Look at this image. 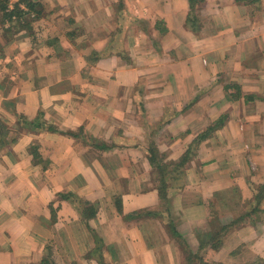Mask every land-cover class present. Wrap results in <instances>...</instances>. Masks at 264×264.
I'll list each match as a JSON object with an SVG mask.
<instances>
[{
  "label": "crops",
  "instance_id": "1",
  "mask_svg": "<svg viewBox=\"0 0 264 264\" xmlns=\"http://www.w3.org/2000/svg\"><path fill=\"white\" fill-rule=\"evenodd\" d=\"M30 1L0 0V264H264V0Z\"/></svg>",
  "mask_w": 264,
  "mask_h": 264
},
{
  "label": "trees",
  "instance_id": "2",
  "mask_svg": "<svg viewBox=\"0 0 264 264\" xmlns=\"http://www.w3.org/2000/svg\"><path fill=\"white\" fill-rule=\"evenodd\" d=\"M204 0H190L191 4H192V8L195 7L196 3H200L203 2ZM5 4L3 5L4 8V13L5 16L8 17L9 19L13 18V17H20V18H24L25 16H27L30 12H33V14L36 16V18H39V15L43 13V9L42 6L38 3L33 4L30 0H19L18 5L15 7V9L11 12H6V2L7 0H4ZM20 4H24V6H26L28 8V11H24L23 9L20 8ZM152 154V163L155 164L156 162L158 164V170L160 172H163V167L160 164L161 160L159 159V154L157 153L156 150H152L151 151ZM165 188V187H163ZM236 222L239 221L238 219L235 220Z\"/></svg>",
  "mask_w": 264,
  "mask_h": 264
},
{
  "label": "rangeland",
  "instance_id": "3",
  "mask_svg": "<svg viewBox=\"0 0 264 264\" xmlns=\"http://www.w3.org/2000/svg\"><path fill=\"white\" fill-rule=\"evenodd\" d=\"M24 9L26 10V12L28 11V8L26 6L24 7ZM34 28H35V26H34ZM193 264H200V262H195Z\"/></svg>",
  "mask_w": 264,
  "mask_h": 264
}]
</instances>
